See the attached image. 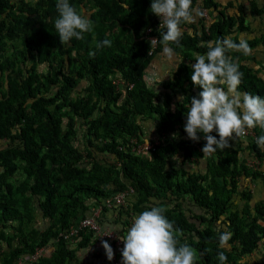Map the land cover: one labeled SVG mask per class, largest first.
Returning <instances> with one entry per match:
<instances>
[{
	"label": "trees",
	"instance_id": "obj_1",
	"mask_svg": "<svg viewBox=\"0 0 264 264\" xmlns=\"http://www.w3.org/2000/svg\"><path fill=\"white\" fill-rule=\"evenodd\" d=\"M69 3L94 29L61 45L56 0H0V264L78 263L79 252L95 242L93 231H82L75 243L59 234L101 205L99 222L119 225L120 235L150 205L165 208L182 230L181 243L196 250L195 264H219V251L226 264H264V200L250 186L264 183V151L255 143L264 130L252 128L232 147L203 155L202 134L194 142L183 127L190 98L202 90L192 84L190 65L209 41L239 42L232 34L247 27L245 8L230 15L216 0H192L194 20L180 26V45H171L178 66L151 83L148 70L163 51L151 0ZM251 5L264 21V6ZM104 39L111 47L97 49ZM245 40L250 55L229 53L244 73L239 90L264 97V33ZM119 78L124 86L114 83ZM145 142L154 148L138 152ZM130 188L125 204L106 205ZM38 214L47 222L42 228ZM225 230L230 247L221 249ZM49 244L51 252L27 259ZM101 247L94 260L112 264Z\"/></svg>",
	"mask_w": 264,
	"mask_h": 264
},
{
	"label": "clouds",
	"instance_id": "obj_2",
	"mask_svg": "<svg viewBox=\"0 0 264 264\" xmlns=\"http://www.w3.org/2000/svg\"><path fill=\"white\" fill-rule=\"evenodd\" d=\"M55 7L58 16L54 28L61 45L69 44L73 38L84 40L85 33L93 32V21L78 12L69 0H56ZM150 11L161 17L160 42L171 58L174 52L171 45H180V26L194 20L192 0H151ZM111 45L110 39H104L95 46L101 49ZM206 48L207 51L197 54L196 62L190 65L192 84L202 90L198 98H190L183 127L187 138L194 142L199 141L202 134L206 141L202 147L203 155H211L217 149L224 151L232 147L230 141L244 137L246 129L259 127L264 130V97L239 90L244 73L239 70V59L234 61L229 53L250 55L252 49L246 40L234 42L225 36L207 42ZM89 56L94 58L95 52L90 51ZM176 135L174 133L173 138ZM255 143L264 151V134L259 135ZM165 212L161 206L150 205L133 217L126 232L117 236L123 243L121 264H195L196 250L188 243H181L182 230L174 226V221H170ZM231 237L230 231L221 232L219 248H229ZM102 246L111 261L114 257L111 245L104 240ZM216 258L219 264L227 262L224 251H219Z\"/></svg>",
	"mask_w": 264,
	"mask_h": 264
},
{
	"label": "crops",
	"instance_id": "obj_3",
	"mask_svg": "<svg viewBox=\"0 0 264 264\" xmlns=\"http://www.w3.org/2000/svg\"><path fill=\"white\" fill-rule=\"evenodd\" d=\"M217 3H219V9L226 7L227 8V14L230 15H237L239 8H245V12H247L245 17V25L247 26L245 30L243 31H234L233 36L238 37L239 39H251L255 36H258L262 33H264V21L260 18V16H253L249 10L252 8L251 1L258 4L260 7L264 6V0H216ZM209 12L207 11V14ZM210 14H213V16H217V11L213 10L210 12ZM257 57L259 59H263V54L261 50L258 52ZM179 56L173 52V55L171 58H169L168 54H166L164 51H162L159 55L155 57L153 60L152 65L150 66L149 75L152 79V82L154 80H161L165 78H169L171 76V73L177 68L179 63ZM248 61V60H247ZM246 60L245 63H248ZM252 64V63H251ZM255 65V63H254ZM153 72V75L151 74ZM155 73H158L159 76L154 75ZM150 77H148V80H150ZM151 82V83H152ZM250 186L253 189V194L256 196V198H260L264 200V183L255 181L254 183H250ZM41 215V214H40ZM42 216V215H41ZM43 217V216H42ZM105 228L114 229L116 231L120 230V226L114 225L112 222L104 223L103 224ZM37 227H44L43 225H36ZM100 247H94V248H87L85 251H80L78 254L79 262H74L73 264H98L97 261L94 260V256L99 254L98 252L101 250Z\"/></svg>",
	"mask_w": 264,
	"mask_h": 264
},
{
	"label": "built area",
	"instance_id": "obj_4",
	"mask_svg": "<svg viewBox=\"0 0 264 264\" xmlns=\"http://www.w3.org/2000/svg\"><path fill=\"white\" fill-rule=\"evenodd\" d=\"M161 20V17H160ZM152 28H148L146 31V34H151ZM151 44L153 46L151 52L156 48L158 44V36L154 35L150 37ZM114 83L118 85L125 84V81L123 79H115ZM129 87H133V84L128 83ZM251 129H246V134H249ZM154 148V144L150 142H145L143 144H140L138 146V152H146ZM133 192V189H127L124 191H120L113 196L109 197L106 200V205L108 207H112L113 205H122L127 202L128 197L131 195ZM101 209L102 205L99 206L98 208H94L93 211L88 214L86 217L81 219L77 224L72 225L69 229L63 230L59 235L60 237L64 238L65 240L75 243L77 240V237L80 236L81 232L89 229L93 231L94 233V238L95 242L91 246L92 248L94 247H100L102 246V241L107 240L110 245H114L115 247V252H114V257L112 259V264H121V249L123 248V243L117 239V236L120 234L114 230V229H109L105 228L102 223L99 222V217L101 215ZM53 246L49 244L46 247H41L36 250L32 255L28 256L27 259L29 261H36L38 258L41 256H45L49 252L53 250ZM17 264H25V259H20Z\"/></svg>",
	"mask_w": 264,
	"mask_h": 264
},
{
	"label": "rangeland",
	"instance_id": "obj_5",
	"mask_svg": "<svg viewBox=\"0 0 264 264\" xmlns=\"http://www.w3.org/2000/svg\"><path fill=\"white\" fill-rule=\"evenodd\" d=\"M151 74L153 75V72ZM154 75L159 76L158 73H155ZM152 79H153V77H152ZM152 79L150 77V80H151L150 82H152ZM46 224H47L46 220L40 214H38L37 218H36V221H35V225H43V226H45ZM263 246H264V244H263ZM262 249H263V247H262ZM261 252H262V250H261Z\"/></svg>",
	"mask_w": 264,
	"mask_h": 264
}]
</instances>
